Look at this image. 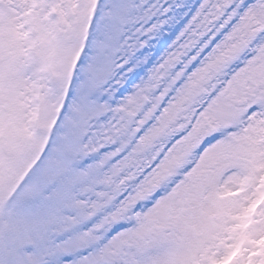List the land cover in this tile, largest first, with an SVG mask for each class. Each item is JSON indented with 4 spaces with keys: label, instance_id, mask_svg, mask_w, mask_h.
<instances>
[{
    "label": "snow or ice",
    "instance_id": "6c2138e0",
    "mask_svg": "<svg viewBox=\"0 0 264 264\" xmlns=\"http://www.w3.org/2000/svg\"><path fill=\"white\" fill-rule=\"evenodd\" d=\"M0 264H264V0H0Z\"/></svg>",
    "mask_w": 264,
    "mask_h": 264
}]
</instances>
